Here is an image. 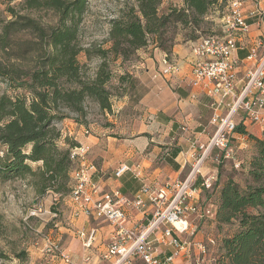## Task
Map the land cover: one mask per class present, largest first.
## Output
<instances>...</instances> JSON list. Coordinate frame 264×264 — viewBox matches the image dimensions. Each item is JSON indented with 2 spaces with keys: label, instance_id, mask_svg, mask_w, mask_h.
Listing matches in <instances>:
<instances>
[{
  "label": "trees",
  "instance_id": "1",
  "mask_svg": "<svg viewBox=\"0 0 264 264\" xmlns=\"http://www.w3.org/2000/svg\"><path fill=\"white\" fill-rule=\"evenodd\" d=\"M229 1L183 0L180 7L172 0H129L110 21V46L92 50L81 44L79 35L86 0H0L11 16L0 18V81L13 91L0 93V181L25 180L38 197L49 192L68 196L75 167L70 153L80 144L64 137L59 124L76 116L77 123L88 125V102L112 112L110 84L118 80L120 97L134 93L139 84L125 62L152 42L171 55L178 31L186 32L185 40L197 41L210 27L207 15L224 11ZM43 11L53 13L54 19L42 22L37 13ZM26 32L37 39L34 64L2 60ZM84 52L100 61L93 74L79 59ZM118 61L123 65L119 75L113 66ZM237 133L249 134L257 152L250 162L252 180L241 186L231 178L218 191L217 223L237 224L223 239L217 264H264V136L248 133L245 124L238 125ZM138 262L142 264H134Z\"/></svg>",
  "mask_w": 264,
  "mask_h": 264
},
{
  "label": "built area",
  "instance_id": "2",
  "mask_svg": "<svg viewBox=\"0 0 264 264\" xmlns=\"http://www.w3.org/2000/svg\"><path fill=\"white\" fill-rule=\"evenodd\" d=\"M227 7L226 34L203 35L192 45L191 83L201 87L211 97L210 105L214 111L211 123L216 128L184 179L153 185L145 177L140 163H122L115 170L116 177L130 171L135 178L143 181L142 188L133 198L125 197L119 188L104 191L102 183L94 180L98 168L90 159L89 145L82 144L71 149V158L75 163L73 189L69 194L71 214L75 218L85 215L101 219L114 227L109 243L100 254L102 259L112 261V264H134L136 261L142 264H179L178 259L187 256L191 247L197 245L192 239L198 231L193 217L214 214L213 209H201L204 192L213 190L218 181V171H205L206 161L208 158L214 162L234 159L239 148L234 140L241 146L246 139L245 135L237 133L235 116L240 112L245 115L244 122L260 124L264 129V54L258 56V49L253 50L249 59L256 60L257 64L246 71L245 84L239 91L235 71L240 62L234 54L238 50L237 36L248 31L249 25L243 13L242 0H230ZM160 62L162 70L155 77L176 72L177 64L171 55L165 53ZM224 108L228 109L226 115L221 113ZM235 163L237 167L241 165ZM149 202L155 207L153 216L142 225L128 224L129 208L143 213ZM98 231V228L90 227L78 232L84 247L94 245ZM211 243L216 242L211 240ZM52 244L55 248L53 252L66 264H71V255L57 243ZM163 245L170 248L165 258L161 255ZM198 248L203 254L207 250L201 244Z\"/></svg>",
  "mask_w": 264,
  "mask_h": 264
},
{
  "label": "crops",
  "instance_id": "3",
  "mask_svg": "<svg viewBox=\"0 0 264 264\" xmlns=\"http://www.w3.org/2000/svg\"><path fill=\"white\" fill-rule=\"evenodd\" d=\"M242 2L249 28L248 31L241 32L237 36L238 50L234 54L240 62L235 71L239 91L245 84L246 71L257 64L256 60L249 59L253 50L258 49V56L264 54V0H242ZM212 13L213 11L207 15L208 18ZM216 13L220 11L217 9ZM227 14L217 19L223 25V33H219L220 35H225L227 32L225 20ZM194 42L183 40L181 44L174 45L171 57L177 64V70L168 76L155 77V74L162 70L160 58L165 54L164 51L155 43L140 50L150 53H144L138 65H130L127 70L144 91L139 93L140 96L130 92L122 97H115L113 111L106 113V116L110 117L107 121L114 123V126L77 123L78 137L73 135L72 127H69L66 134L70 139H75L80 145L90 146V159L98 168L94 180L102 183L104 191L119 188L125 197L133 198L142 188L143 181L135 178L130 171L121 177L115 176V170L122 163L129 165L140 163L145 177L153 185L184 179L192 169L196 157L203 151L202 146L208 143L216 128L215 124L211 123L214 111L210 105L211 97L201 87H195L191 83ZM137 95L139 98L136 100ZM227 112L228 109L224 108L221 113L226 115ZM244 117L242 112L235 116L238 125L245 124L248 133L262 138L264 129L261 125L252 126L253 123L244 122ZM241 135L249 136V134ZM215 154L216 151L213 155ZM205 164V171H218V166L212 158H208ZM200 183L201 180L198 184ZM207 193L209 191L204 192L202 200L211 197L206 196ZM213 196L216 197L217 202L218 192ZM214 206L216 209V205ZM70 207L72 210L71 200ZM154 209V205L150 202L143 213L129 208L128 224L146 223L153 216ZM202 219L198 216L193 217V223L198 225V229ZM72 223L78 232L88 230L90 227L98 228L99 231L97 240L91 248L84 247L83 244L78 249L72 246L68 248L65 245L64 249L72 258L71 264H112V261L102 259L100 254L109 243L114 227L106 221L88 218L85 215L74 217ZM198 239L199 236L195 238L197 245L189 250L188 255L178 259L179 264H189L192 250L196 256L193 259L195 261L200 259L198 245L201 242ZM161 248V255L165 258L170 248L164 245ZM204 256L206 257L207 254L204 253ZM212 261H215V258L210 257V261L205 264H212Z\"/></svg>",
  "mask_w": 264,
  "mask_h": 264
},
{
  "label": "rangeland",
  "instance_id": "4",
  "mask_svg": "<svg viewBox=\"0 0 264 264\" xmlns=\"http://www.w3.org/2000/svg\"><path fill=\"white\" fill-rule=\"evenodd\" d=\"M127 1L129 0H86L87 10L82 17L79 32L80 42L85 48L93 50L97 47H103L106 49L110 46L108 34L110 21L118 16ZM182 1L172 0V2L180 7L184 5ZM17 10H20L19 6ZM216 11L217 9L213 11L212 16H209V18L208 16L206 17V22H210V27L205 30V33H201V36L210 35L211 33H223V25L217 19L220 18L221 14L223 16L228 13V7L220 13H216ZM24 12L22 11V13ZM37 15L44 23L51 22L54 19L53 13H49L48 11L39 12ZM0 18L11 19L5 5H0ZM185 34V31H178L176 44H181L185 40ZM36 40V37L32 36L29 32L20 34L12 44V47L9 48L8 54L6 53L2 57V60L20 62L22 66L34 64L35 49L38 47ZM152 45L153 42L150 46ZM144 53L148 54L150 52L139 51L134 59L123 64L125 65L124 67L138 65V61L141 56H144ZM79 59L88 65L90 74H93L100 65L98 57L93 55L89 59L85 52L81 53ZM113 64V66H116V74L119 75L120 72H123L121 68L123 65L120 61ZM0 82V93L8 91V93L13 94V91L8 89L7 82ZM117 82L118 80H114L110 84L114 93L113 101L117 95L119 96ZM143 90V87L139 85L134 93L139 94ZM87 105V123L115 125L111 121H107L110 117L106 116V113L98 107L97 103L88 102ZM73 117L76 116L68 117L59 124L64 137L67 135L69 127H72L73 135L78 137V124ZM255 125V123L252 124V126ZM249 139L250 137L247 136L241 146L240 143L236 142V139L234 140V144L239 147L234 159L230 158L222 162H215L216 166H218V183L206 195L211 197H207L201 202V209L205 211L209 208L213 209L214 214L212 213L203 217L204 222L202 219L198 231L192 237L195 242V238L199 236L201 242L199 245L206 246L207 250L205 253L207 256L205 257L199 250L200 259L195 261L193 258L196 256L192 250L190 252L191 259L189 264H205L210 261V257L215 258L212 264H217L220 256V245L223 239L230 236L234 231V226L237 224L236 221H233V224L224 225L217 223L214 206L216 205V197L213 195L214 193L217 194L223 183L231 178L241 186H246L252 180L249 175L250 162L255 156L257 149L255 148V142L253 140L249 141ZM73 140L76 141L75 139ZM62 146H65L64 140ZM1 150L2 147H0ZM235 162L241 165L237 167ZM70 200L69 195L60 197L55 192H49L38 197L33 188L25 180L0 181V213L4 216V227L0 230V264H66L56 252H53L55 248L52 243H57L63 249L65 245L68 248L72 246L78 249L83 244L77 229L74 228L72 223L74 217L71 214ZM40 208L42 209L41 211L39 210ZM211 240H214L216 243L212 244ZM191 248L193 249L194 246ZM138 264L141 263L138 262Z\"/></svg>",
  "mask_w": 264,
  "mask_h": 264
}]
</instances>
